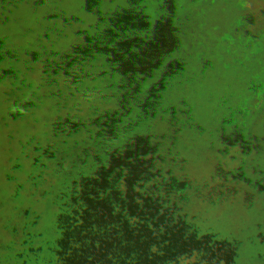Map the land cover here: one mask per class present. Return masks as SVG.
Masks as SVG:
<instances>
[{
  "label": "rangeland",
  "instance_id": "1",
  "mask_svg": "<svg viewBox=\"0 0 264 264\" xmlns=\"http://www.w3.org/2000/svg\"><path fill=\"white\" fill-rule=\"evenodd\" d=\"M5 11L0 103L43 126L85 86L126 74L127 58L201 104L202 134L221 154L201 170L190 138L173 129L170 146L186 156L175 191L154 188L143 169L112 189L70 156L0 168L11 264H55L51 248L63 264H264V130L254 127L264 108L247 75L250 47H264V0H15ZM238 72L246 79L232 99L225 86Z\"/></svg>",
  "mask_w": 264,
  "mask_h": 264
},
{
  "label": "clouds",
  "instance_id": "2",
  "mask_svg": "<svg viewBox=\"0 0 264 264\" xmlns=\"http://www.w3.org/2000/svg\"><path fill=\"white\" fill-rule=\"evenodd\" d=\"M14 2L0 0V26L8 19L5 9ZM249 51L256 63L247 73L254 78L250 98L261 109L264 47L251 46ZM126 63L133 65L126 74L116 71L106 81L85 86L70 107L49 115L43 126L38 116L24 118L13 104L0 103V168H15L38 156L63 164L70 156L104 178L112 189L127 185L143 169L153 174L154 188L175 191V177L186 156L170 146L173 129L190 138L201 170L218 161L221 154L214 141L202 134L206 115L201 104L186 102L179 90L156 75L152 65L134 64L127 58ZM258 69L262 70L259 75ZM245 79L238 72L231 86H225V94L233 99ZM224 111L228 113L227 106ZM254 127L264 130V116L255 119ZM259 151L264 153V144ZM75 191L81 200L86 198L83 188ZM113 195L119 198L120 193L113 191ZM49 250L56 253L55 264H63L66 255Z\"/></svg>",
  "mask_w": 264,
  "mask_h": 264
},
{
  "label": "crops",
  "instance_id": "3",
  "mask_svg": "<svg viewBox=\"0 0 264 264\" xmlns=\"http://www.w3.org/2000/svg\"><path fill=\"white\" fill-rule=\"evenodd\" d=\"M0 239H1V242H0V264H11V261H10V251H9V239H10V236H9V231L5 232V227H0ZM7 246V247H6ZM5 247L7 249V252H4L5 251ZM3 248L4 250L2 251Z\"/></svg>",
  "mask_w": 264,
  "mask_h": 264
},
{
  "label": "flooded vegetation",
  "instance_id": "4",
  "mask_svg": "<svg viewBox=\"0 0 264 264\" xmlns=\"http://www.w3.org/2000/svg\"><path fill=\"white\" fill-rule=\"evenodd\" d=\"M18 5H19V4L16 5L17 8L19 7ZM0 215H1V213H0ZM4 227H5V226H4ZM4 227H3V228H4ZM0 229H1V228H0ZM7 231H9V236H10V226H8V225L6 226V230H5V232H7ZM9 243H10V239H9ZM6 247H7V246H6ZM6 247H5V251H4V252H7ZM1 249H2V251L4 250L3 248H1ZM8 249H9V251H10V244H9V248H8Z\"/></svg>",
  "mask_w": 264,
  "mask_h": 264
}]
</instances>
